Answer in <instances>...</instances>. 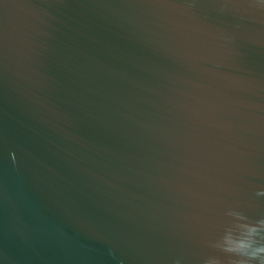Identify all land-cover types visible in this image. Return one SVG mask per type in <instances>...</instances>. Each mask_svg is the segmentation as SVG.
Wrapping results in <instances>:
<instances>
[{
    "label": "water",
    "instance_id": "95a60500",
    "mask_svg": "<svg viewBox=\"0 0 264 264\" xmlns=\"http://www.w3.org/2000/svg\"><path fill=\"white\" fill-rule=\"evenodd\" d=\"M262 188L254 0H0V264H228Z\"/></svg>",
    "mask_w": 264,
    "mask_h": 264
},
{
    "label": "clouds",
    "instance_id": "9594fccd",
    "mask_svg": "<svg viewBox=\"0 0 264 264\" xmlns=\"http://www.w3.org/2000/svg\"><path fill=\"white\" fill-rule=\"evenodd\" d=\"M254 2L264 9V0ZM256 195L264 196V188ZM226 215L231 220L211 247L230 258L228 264H264V218L251 221L236 210H229ZM203 264H225V261L221 256L210 255Z\"/></svg>",
    "mask_w": 264,
    "mask_h": 264
}]
</instances>
